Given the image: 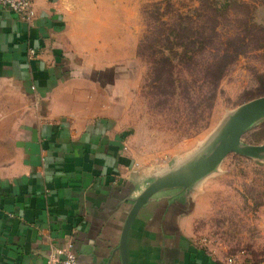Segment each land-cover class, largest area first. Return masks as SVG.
I'll use <instances>...</instances> for the list:
<instances>
[{"label": "crops", "instance_id": "0c3cea01", "mask_svg": "<svg viewBox=\"0 0 264 264\" xmlns=\"http://www.w3.org/2000/svg\"><path fill=\"white\" fill-rule=\"evenodd\" d=\"M33 2V25L0 7V99L22 103L14 127L0 114V136L21 147L0 177V264H48L71 237L79 264H124L127 219L153 178L125 153L124 39L110 38L98 0ZM187 200L165 190L144 203L130 264H229L192 239Z\"/></svg>", "mask_w": 264, "mask_h": 264}, {"label": "rangeland", "instance_id": "374dc122", "mask_svg": "<svg viewBox=\"0 0 264 264\" xmlns=\"http://www.w3.org/2000/svg\"><path fill=\"white\" fill-rule=\"evenodd\" d=\"M98 1L99 14L106 21L102 26L108 29L110 38L117 39L119 35L120 43L124 39L126 48L124 84L120 77L117 89L120 96L125 94L126 155L133 159L137 169L151 171L160 181L182 163L198 165L217 147L218 134L233 116L264 96V46L249 48L230 65L219 86L209 94L200 66L191 68L192 75L183 64H178L179 56L169 54L177 64L178 78V94L172 97L175 89L169 81L153 82L150 63L138 55V46L151 31L150 23L158 18L171 23L179 14H194L201 7L200 1ZM211 2L220 8L219 32L223 40L238 34L244 22L264 26V0ZM195 26L201 27V21ZM195 60L200 62L202 58L197 56ZM190 84L191 91L187 92ZM212 92L215 95L208 99ZM6 113L11 115L6 124L14 127L21 118V101L8 104L0 99V114ZM18 142L17 134L0 136V177L7 175L10 161L21 159ZM260 144H264V118L245 132L241 146ZM183 190L189 193L187 208L194 215L192 239L197 245L229 264H264L263 158L230 152L218 166Z\"/></svg>", "mask_w": 264, "mask_h": 264}, {"label": "trees", "instance_id": "16d2710c", "mask_svg": "<svg viewBox=\"0 0 264 264\" xmlns=\"http://www.w3.org/2000/svg\"><path fill=\"white\" fill-rule=\"evenodd\" d=\"M199 1L201 7L195 9L196 18L194 14H179L171 23L158 18L150 23L151 31L138 46V55L150 63L154 75L153 82L160 84L169 81L175 89L171 93L172 97L178 94V78L177 64L169 54L179 56L178 64H183L192 75L191 68L194 70L196 66H200L209 94L219 86L230 65L249 48L259 49L264 46V26L254 21L244 22L243 29L238 34L223 40L219 32L220 8L214 6L211 0ZM229 4L232 5V1ZM197 21H201V27L195 26ZM197 56L201 57L202 61H196ZM189 87L191 84L187 92L191 91ZM214 95L212 92L207 98Z\"/></svg>", "mask_w": 264, "mask_h": 264}, {"label": "water", "instance_id": "95a60500", "mask_svg": "<svg viewBox=\"0 0 264 264\" xmlns=\"http://www.w3.org/2000/svg\"><path fill=\"white\" fill-rule=\"evenodd\" d=\"M264 118V96L254 100L245 108L241 109L238 114H235L230 121L229 125L223 129L222 133H219L217 139L219 143L217 147H213V150L209 156L195 166H190L188 163H182L180 166L171 172L165 174L162 181L157 176H154L148 187L137 199L133 209L131 210L126 222L125 231L123 233L122 243L124 245V264H130L128 257V234L135 215L139 209L148 201L152 195L159 191L174 190L177 193L187 194L189 201V193L183 189L188 188L193 181L199 176L203 175L212 168L218 166L224 157L230 152H237L245 155H257L264 159V144L254 146H241L242 138L245 132L255 125L256 122ZM181 169V170H180Z\"/></svg>", "mask_w": 264, "mask_h": 264}, {"label": "built area", "instance_id": "2783aa9c", "mask_svg": "<svg viewBox=\"0 0 264 264\" xmlns=\"http://www.w3.org/2000/svg\"><path fill=\"white\" fill-rule=\"evenodd\" d=\"M0 7L16 12L24 21L33 25L35 19L33 0H0ZM36 53L35 49H30L32 56ZM33 88L35 89V86ZM232 261L230 259V262ZM48 264H78L72 237L64 245L54 247L48 259Z\"/></svg>", "mask_w": 264, "mask_h": 264}, {"label": "flooded vegetation", "instance_id": "af4514ba", "mask_svg": "<svg viewBox=\"0 0 264 264\" xmlns=\"http://www.w3.org/2000/svg\"><path fill=\"white\" fill-rule=\"evenodd\" d=\"M74 245H75V251L77 253V249H76V243L74 242ZM77 258H78V255H77ZM78 264H79V258H78Z\"/></svg>", "mask_w": 264, "mask_h": 264}]
</instances>
